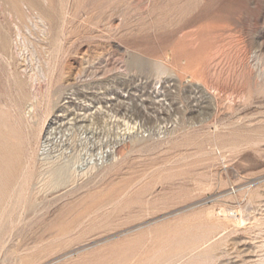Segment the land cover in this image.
<instances>
[{
  "label": "rangeland",
  "instance_id": "rangeland-1",
  "mask_svg": "<svg viewBox=\"0 0 264 264\" xmlns=\"http://www.w3.org/2000/svg\"><path fill=\"white\" fill-rule=\"evenodd\" d=\"M0 159V264H264V0H0Z\"/></svg>",
  "mask_w": 264,
  "mask_h": 264
},
{
  "label": "bare ground",
  "instance_id": "bare-ground-1",
  "mask_svg": "<svg viewBox=\"0 0 264 264\" xmlns=\"http://www.w3.org/2000/svg\"><path fill=\"white\" fill-rule=\"evenodd\" d=\"M42 21V20H41ZM45 22V21H44ZM44 30V29H43ZM44 39H45V37H44ZM51 40H52V38H51ZM58 44V43H57ZM53 79V78H52ZM55 80V79H54ZM40 91V90H39ZM40 93V92H39ZM51 108V107H50ZM30 146V145H29ZM29 158V157H28ZM1 160V159H0ZM1 162V161H0ZM4 165V164H3ZM1 166V165H0ZM5 174V173H4ZM21 176V175H20ZM27 178H28V176H27ZM21 182V181H20ZM22 183V182H21ZM24 184V183H23ZM28 184V183H27ZM4 185V184H3ZM16 185V184H15ZM25 185V184H24ZM16 187H17V185H16ZM14 188V187H13ZM12 189V188H11ZM22 189H24V188H22ZM13 190H15V188L14 189H12V191ZM24 191V190H23ZM22 192V191H21ZM12 193H14V192H12ZM22 194H23V192H22ZM19 195V194H18ZM23 197V196H22ZM25 197V196H24ZM19 201H20V199H19ZM2 203V202H1Z\"/></svg>",
  "mask_w": 264,
  "mask_h": 264
}]
</instances>
